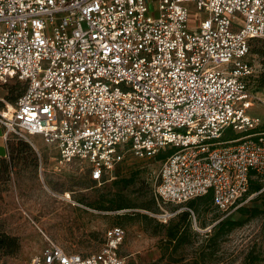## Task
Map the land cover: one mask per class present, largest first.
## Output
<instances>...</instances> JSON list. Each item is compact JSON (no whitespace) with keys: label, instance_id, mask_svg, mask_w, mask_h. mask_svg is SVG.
Wrapping results in <instances>:
<instances>
[{"label":"built area","instance_id":"obj_1","mask_svg":"<svg viewBox=\"0 0 264 264\" xmlns=\"http://www.w3.org/2000/svg\"><path fill=\"white\" fill-rule=\"evenodd\" d=\"M190 4L207 16L191 21ZM253 39L264 0H0V84L23 83L0 108L5 138L41 136L97 183L127 155H163L162 201L210 192L235 208L264 176V131L247 113L264 102L250 87ZM124 236L111 226L85 255L49 240L29 264H126Z\"/></svg>","mask_w":264,"mask_h":264},{"label":"rangeland","instance_id":"obj_2","mask_svg":"<svg viewBox=\"0 0 264 264\" xmlns=\"http://www.w3.org/2000/svg\"><path fill=\"white\" fill-rule=\"evenodd\" d=\"M189 6L191 21L207 16ZM249 59L256 69L250 87L264 99L263 40L250 42ZM22 90L18 81L0 84V108ZM247 113L259 118L256 130L264 131V102L255 100ZM230 134L227 129L225 136ZM9 144L0 165V238L14 242L0 249V264H29L49 240L67 252H96L106 229L116 225L125 230L118 252L126 264H264V176L252 178L260 188L235 208L221 211L202 201L196 210L155 195L158 156L127 155L97 183L90 180L88 166L60 164L57 151L41 136L10 135ZM169 229L178 239L169 240Z\"/></svg>","mask_w":264,"mask_h":264},{"label":"trees","instance_id":"obj_3","mask_svg":"<svg viewBox=\"0 0 264 264\" xmlns=\"http://www.w3.org/2000/svg\"><path fill=\"white\" fill-rule=\"evenodd\" d=\"M261 86L264 88V70L263 72L261 73ZM21 93V92H20ZM16 99V98H15ZM14 102V101H13ZM7 144H8V151H10V144H9V139L7 140ZM163 155H159L158 158L161 159ZM260 183H258L256 180H253L251 179L250 180V183H249V187H248V190L246 192L245 195L247 194H250L251 192L253 191H257L259 188H260ZM244 195V196H245ZM209 202L210 204L213 205L212 203V195L211 193H207L206 195H203V196H200V197H197V198H194V199H191L189 201H187V205L188 207L191 209V208H194L197 210V203L199 202ZM214 206V205H213ZM215 207V206H214ZM184 216L185 218L189 219V215H190V211L186 210L184 211ZM190 220V219H189ZM167 235H168V238L170 241H173L175 239H178V236H177V232H174L172 229H169L168 232H167ZM10 242H14V238H11V237H6L4 239L0 238V249L2 248L3 245L5 244H8ZM179 242H184L183 240H180Z\"/></svg>","mask_w":264,"mask_h":264},{"label":"crops","instance_id":"obj_4","mask_svg":"<svg viewBox=\"0 0 264 264\" xmlns=\"http://www.w3.org/2000/svg\"><path fill=\"white\" fill-rule=\"evenodd\" d=\"M33 136H36V135H33ZM7 140L8 139L5 138V129L0 124V165L8 157V154H9Z\"/></svg>","mask_w":264,"mask_h":264},{"label":"bare ground","instance_id":"obj_5","mask_svg":"<svg viewBox=\"0 0 264 264\" xmlns=\"http://www.w3.org/2000/svg\"><path fill=\"white\" fill-rule=\"evenodd\" d=\"M8 107H9V109L11 108V105H10V103H8Z\"/></svg>","mask_w":264,"mask_h":264}]
</instances>
